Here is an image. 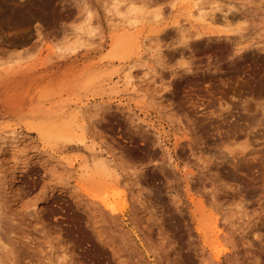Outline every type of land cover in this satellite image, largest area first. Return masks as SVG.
Instances as JSON below:
<instances>
[{"label":"rangeland","instance_id":"obj_1","mask_svg":"<svg viewBox=\"0 0 264 264\" xmlns=\"http://www.w3.org/2000/svg\"><path fill=\"white\" fill-rule=\"evenodd\" d=\"M197 2L0 0V264H264V0Z\"/></svg>","mask_w":264,"mask_h":264},{"label":"bare ground","instance_id":"obj_2","mask_svg":"<svg viewBox=\"0 0 264 264\" xmlns=\"http://www.w3.org/2000/svg\"><path fill=\"white\" fill-rule=\"evenodd\" d=\"M195 1V4H193L194 6H193V13L190 15L191 17H190V20H192V21H194V19H193V14H195L196 13V15H197V17L201 20V22L203 23V24H206V25H208V24H210L211 22H213L214 21V18H211V17H214V16H211L210 17V15H209V13H204L202 10L203 9H201L200 7V9H198L197 10V6H198V2H197V0H194ZM197 2V3H196ZM215 9H217V8H215ZM216 11V10H215ZM215 13V12H214ZM182 25H180V28L182 29ZM216 38H217V36H216ZM219 38H222V37H219ZM187 75V74H186ZM152 80H153V78H152ZM127 82L130 84V85H132V87L134 88V90H139V88L137 87V83H136V78H135V76H134V74H132V72H129V74L127 75ZM95 110L96 112L100 109V108H98V106H94V107H92V110ZM238 122V121H237ZM236 124V123H235ZM238 125V124H237ZM192 127H194V126H192ZM238 127V126H237ZM195 129V128H194ZM238 129H239V127H238ZM63 130V129H62ZM193 130V129H192ZM236 130H237V128H236ZM36 131L37 132H42V130H41V128H36ZM195 131V130H194ZM198 132V131H197ZM230 132V131H229ZM199 133V132H198ZM230 133H232V132H230ZM229 133V134H230ZM234 133H235V131H234ZM236 133H237V131H236ZM45 134V133H44ZM233 134V133H232ZM231 134V135H232ZM245 134V133H244ZM46 135V134H45ZM197 136H198V134H197ZM60 137V136H59ZM250 137V136H249ZM20 138V137H19ZM19 138L18 137H16V136H9V137H5V138H3V139H1V141H0V144H1V151L2 152H5L6 151V149L7 148H9V145H12V143L14 144V145H17V143H19ZM63 139V138H62ZM48 157V156H47ZM45 158V156H44V158L45 159H41L40 160V163H41V165H46L47 164V162H48V160L49 159H51V158ZM107 164H108V162H107ZM111 164V163H110ZM105 162L104 163H102L101 164V166L102 167H105ZM245 167V166H244ZM243 167V168H244ZM245 174H246V171H245ZM245 177H243V179H244ZM248 178H250V176L248 177ZM247 178V179H248ZM244 181V180H243ZM245 182H246V180H245ZM61 194L62 193H64L65 192V189H61ZM216 226V225H215ZM64 253V252H63ZM67 255V254H66ZM54 257H55V255H54ZM66 257V256H65ZM65 257H62V261H64L65 260ZM68 258V257H67ZM65 262H66V260H65ZM64 262V263H65ZM68 262V261H67Z\"/></svg>","mask_w":264,"mask_h":264}]
</instances>
